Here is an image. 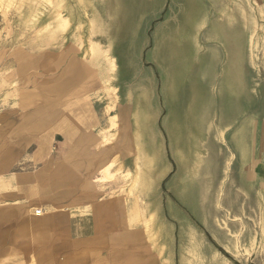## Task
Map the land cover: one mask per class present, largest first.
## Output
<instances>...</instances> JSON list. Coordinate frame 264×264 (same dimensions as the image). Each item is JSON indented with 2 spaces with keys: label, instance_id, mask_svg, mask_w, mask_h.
<instances>
[{
  "label": "crops",
  "instance_id": "1",
  "mask_svg": "<svg viewBox=\"0 0 264 264\" xmlns=\"http://www.w3.org/2000/svg\"><path fill=\"white\" fill-rule=\"evenodd\" d=\"M66 1L58 91L84 96L68 119L80 139H115L122 174L138 177L134 200L120 192L60 214L66 241L94 248L89 264L98 243L104 264H264V0ZM98 84L101 109L89 104Z\"/></svg>",
  "mask_w": 264,
  "mask_h": 264
},
{
  "label": "rangeland",
  "instance_id": "2",
  "mask_svg": "<svg viewBox=\"0 0 264 264\" xmlns=\"http://www.w3.org/2000/svg\"><path fill=\"white\" fill-rule=\"evenodd\" d=\"M64 4L67 10L66 0H0V264H56L59 255L70 256L62 260L65 264H89L94 248L67 242L60 214H73L79 204L104 203L106 196L118 198L120 192L135 199L138 177L122 174L116 140L104 132L80 139L78 123L68 119L84 96L73 97L64 87L63 98L58 91L63 84L58 52L69 26L62 17ZM83 5L77 4L76 10L86 11ZM258 21L264 28V19ZM257 63L264 72L263 50ZM82 68L86 75L88 67ZM110 71H115L112 62ZM64 73L67 86V70ZM104 97L105 87L98 84L90 106L103 108ZM59 123L68 131L61 129L62 137L48 144ZM30 135L35 137L32 145ZM36 218L54 219L57 225L39 224ZM101 248L98 243L97 264H104Z\"/></svg>",
  "mask_w": 264,
  "mask_h": 264
},
{
  "label": "bare ground",
  "instance_id": "3",
  "mask_svg": "<svg viewBox=\"0 0 264 264\" xmlns=\"http://www.w3.org/2000/svg\"><path fill=\"white\" fill-rule=\"evenodd\" d=\"M204 3H205V2H204ZM229 7H230V6H229ZM152 12H153V11H152ZM150 17H151V16H150ZM157 18H158V17H157ZM149 20H150V19H149ZM240 20H241V19H240ZM151 22H152V20H151ZM221 22H222V21H221ZM213 25H214V24H213ZM216 26H217V25H216ZM217 27H218V26H217ZM219 27H220V26H219ZM218 29H219V28H218ZM220 29H221V28H220ZM220 29H219V30H220ZM222 30H223V29H222ZM224 32H225V30H224ZM222 34H223V33H222ZM240 34H241V33H240ZM223 35H224V34H223ZM245 35H246V34H245ZM232 37H233V36H232ZM244 37H245V36H244ZM247 37H248V36H247ZM239 38L241 39V37H239ZM142 39H143V38H142ZM245 39H246V37H245ZM139 41H140V40H139ZM244 41H245V40H244ZM142 42H143V41H142ZM239 42H240V41H239ZM245 43H246V41H245ZM136 44H137V43H136ZM139 44H141V43H139ZM141 45H142V44H141ZM139 46H140V45H139ZM101 47H102V46H101ZM247 47H248V46H247ZM98 48H99V47H98ZM132 48H133V47H132ZM100 49H101V48H100ZM245 49H246V48H245ZM101 50H102V49H101ZM191 50L193 51V49H191ZM137 53H138V52H137ZM107 54H108V53H107ZM107 54H106V55H107ZM132 55H133V54H132ZM135 55H136V54H135ZM140 55H141V54H140ZM209 55H210V54H208V57H209ZM244 55H245V54H244ZM246 56H248V55H246ZM133 57H135V56L133 55ZM140 57H141V56H140ZM200 58H201V57H200ZM208 59H209V58H208ZM208 59H207V61L210 60V59H209V60H208ZM245 59H246V57H245ZM135 60H136V59H135ZM243 60H244V59H243ZM198 61H199V60H198ZM242 62H243V61H242ZM135 63H136V62H135ZM207 64H209V62H208ZM247 65H248V64H247ZM112 66H114V69L116 70V66H115V62H114V61H112ZM245 66H246V64H245ZM249 67H250V66H249ZM160 70H161V69H160ZM245 71H246V70H245ZM247 71H248V70H247ZM79 72H80V73H79V76H80L81 74H82V75H85V74H84V69H83V68L80 69ZM244 73H245V72H244ZM252 74H253V73H252ZM253 75L255 76V74H253ZM131 76H132V75H131ZM244 76H245V75H244ZM199 77H200V76H199ZM245 77H246V76H245ZM164 79H165V78H164ZM165 81H166V80H165ZM229 81H230V80H229ZM230 83H231V82H230ZM230 83H229V84H230ZM247 83H248V82H247ZM229 84H228V85H229ZM230 85H231V84H230ZM139 86H140V85H139ZM246 86H248V85H246ZM140 87H141V86H140ZM231 87H232V86H231ZM207 88H208V87H207ZM232 88H233V87H232ZM243 99H244V98L242 97V100H243ZM224 101H225V100H224ZM221 106H222V104H221ZM223 107H224V105H223ZM223 107H222V108H223ZM254 107H255V106H254ZM222 108H221V109H222ZM224 108H225V107H224ZM113 109H114V108H113ZM223 110H224V109H223ZM223 112H225V111H223ZM223 112L221 111V113H223ZM232 113H233V112H232ZM246 113H247V112H246ZM225 114H226V113H225ZM223 115H224V113H223ZM223 115H222V116H223ZM227 116H228V115H227ZM251 116H252V115H251ZM254 116H255V115H254ZM223 117H224V116H223ZM223 117H222V118H223ZM228 117H229V116H228ZM225 118H226V117H225ZM233 118H234V116H233ZM135 119H136V124L141 128V127L143 126V121H142L141 119H138V117H136ZM234 119H235V118H234ZM228 120H231V119H228ZM225 121H227V118H226ZM231 121H232V120H231ZM244 122H245V121H244ZM225 123H226V122H225ZM131 126H132V125H131ZM129 127H130V126H129ZM238 127H239V126H238ZM245 129H246V127H245ZM215 130H216V129H215ZM227 130H228V129H227ZM227 130H226V131H227ZM138 134H139V133H138ZM223 134H224V133H223ZM116 135H118V134H116ZM232 135H234V134H232ZM244 135H245V134H244ZM133 136H134V135H133ZM248 136H249V135H248ZM248 136H247V137H248ZM231 137H232V136H231ZM223 139H224V138H223ZM235 139H236V138H235ZM240 141H241V140H240ZM232 142H233V141H232ZM107 143H108V142H107ZM134 143H135V142H134ZM240 145H241V143H240ZM233 146H234V145H233ZM224 147H225V146H224ZM224 147H223V148H224ZM223 148H222V149H223ZM210 153H211V152H210ZM229 153H230V152H229ZM260 157H261V156H260ZM115 158H116V157H115ZM137 158H139V157H137ZM262 158H263V157H262ZM46 162H47V161H46ZM112 164H113V163H112ZM240 164H241V162H240ZM109 166H110V165H109ZM227 166H228V165H227ZM223 167H224V166H223ZM107 168H108V167H107ZM110 168H111V166H110ZM253 171H254V170H253ZM109 172H110V171H109ZM223 173H224V172H223ZM104 174H105V173H104ZM106 174H107V173H106ZM230 176H231V175H230ZM103 177H104V176H103ZM105 177H106V176H105ZM234 177H235V176H234ZM234 184H235V183H234ZM244 184H245V183H244ZM235 185H236V184H235ZM246 188H247V187H246ZM240 191H241V190H240ZM250 191H251V190H250ZM247 193H248V192H247ZM61 194H63V195L66 194V190L64 189V190L61 192ZM52 197H53V195H52ZM245 198H246V197H245ZM46 199H47V198H46ZM71 200H72V199H71ZM71 200H70V201H71ZM223 206H225V205H223ZM226 208H227V207H226ZM253 209H254V208H253ZM233 212H235V211H233ZM36 214H37V215H36L37 217L41 216V212H40V211H37ZM245 214H246V213H245ZM247 214H248V213H247ZM70 216H71V215H70ZM219 216H220V215H219ZM236 216H237V214H236ZM246 216H247V215H246ZM222 218H223V217H222ZM223 221H225V220H223ZM242 221H243V220H242ZM219 224H220V223H219ZM247 224H248V223H247ZM214 225H215V224H214ZM222 225H223V224H222ZM215 226H216V225H215ZM220 226H221V225H220ZM216 228H217V227H216ZM235 229H236V228H235ZM245 230H246V229H245ZM235 231H236V230H235ZM225 232H226V231H225ZM252 232H253V231H252ZM248 234H249V232L247 233V235H248ZM243 238H244V237H243ZM248 238H249V237H248ZM228 239H229V237H228ZM244 239H245V238H244ZM220 240H221V239H220ZM222 240H223V239H222ZM222 240H221V241H222ZM248 241H249V239H248ZM248 241H247V242H248ZM98 242H99V240H98ZM231 243H232V242H231ZM228 244H229V243H228ZM76 251H77V250H76ZM78 253H79V252H78ZM9 257H10V256H9Z\"/></svg>",
  "mask_w": 264,
  "mask_h": 264
}]
</instances>
